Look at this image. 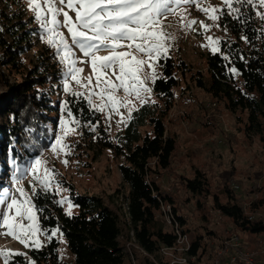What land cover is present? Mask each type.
<instances>
[{
  "label": "trees",
  "instance_id": "1",
  "mask_svg": "<svg viewBox=\"0 0 264 264\" xmlns=\"http://www.w3.org/2000/svg\"><path fill=\"white\" fill-rule=\"evenodd\" d=\"M254 2L255 6L234 2L233 7L239 8V13L224 11L220 24L227 35L220 40L218 51L205 55L208 77L198 72L194 83L213 100L204 103V108L222 103L229 112L244 114V120L241 115L238 120L244 123L245 136H258L264 144V19H261L264 6L258 0ZM33 22L34 17L27 19L23 0H0V165L3 168L10 156L24 161L42 154L50 145L60 110L55 83L60 80L61 69L55 55L43 50L37 54L36 61L27 56L37 46L38 27L32 26ZM159 64L161 76L152 85L159 101H147L135 108L114 137L109 136L100 112L90 106L83 94L71 93L64 99L67 114L71 113L80 122L86 137L92 136L88 148L93 159L106 149L122 159L119 168L128 186L126 199L130 213V219L122 222L134 232L133 239L139 245V248L130 247L134 257L126 250L132 237L129 231L123 234L119 213L101 196L77 193L74 185L68 183L80 211L67 214L55 190L35 188L33 204L47 241L31 247L24 255L12 254L7 264H158V259L170 264L171 257L163 255L162 248L174 246L177 237L171 227L159 226L156 216L163 201L171 203L184 231L189 233L185 227L187 219L175 204L176 196L163 187L160 179L163 172L171 169L178 147V138L168 132L165 119L173 106L179 74H185L188 64L172 56L160 57ZM88 127L99 130L96 137L93 131H86ZM181 178L193 194L212 196L214 208L239 231L249 236L264 233L261 215L264 179L253 190L254 194L247 197L238 196L232 180L227 179L222 198L212 193L206 173L199 168L193 176ZM243 201L249 202L247 210ZM55 229L66 240L72 261L61 256L60 240L56 236L49 239ZM208 234L212 240L219 238L213 230ZM206 238L204 234H195L188 254L200 259L209 245Z\"/></svg>",
  "mask_w": 264,
  "mask_h": 264
},
{
  "label": "rangeland",
  "instance_id": "2",
  "mask_svg": "<svg viewBox=\"0 0 264 264\" xmlns=\"http://www.w3.org/2000/svg\"><path fill=\"white\" fill-rule=\"evenodd\" d=\"M23 3L27 11V19L31 16L34 17V12L29 9L26 0H23ZM57 6L64 7L59 4ZM212 7L222 9L223 13L229 11L223 0H201L199 7L196 4L184 5L178 8L174 15H168L163 19L164 30L171 36L166 41L167 52L161 57L172 56L175 59L184 60L188 64V70L185 74H179V85L174 90L173 106L165 119L168 132L175 134L178 138V147L173 156L171 169L163 172L160 179L163 187L176 196L175 204L179 207V213L187 219L185 227L189 229V239L191 240L197 233L207 236L206 239L209 241L207 251L200 259L196 257L194 264H212V257L217 256L222 243L229 235V231L239 233L241 231L235 228L229 218L214 208L212 196L204 198L193 194L188 190L181 176H193L196 168L203 170L208 181H210L212 193L220 194L222 198L224 197L223 189L227 179L232 180V187L235 188V184L239 185V188H236L238 196L244 195L246 197L253 195V190L264 179V144L258 136L253 138L245 136L242 128L244 123L238 120V115H241L244 120V114L229 112L222 103L217 106L212 104L215 106L211 105L208 109L204 108V103H212L213 100L194 83V75L198 72L208 77L205 55L208 52H213L214 47L219 49L220 40L227 35L226 30L220 24L222 14L211 12ZM200 8H209V13L205 14ZM64 10L68 11L75 21V12L66 7ZM212 15L218 16V19H210L209 16ZM181 17H184L183 21ZM59 19L63 20V17L61 16ZM193 20L197 23L189 25V22ZM203 25H207L208 29L205 30ZM32 26L38 27L36 33L37 46L29 51L27 56L32 61H36L37 54L43 50L50 51L55 55L61 69L60 80L55 83L58 89L60 110L55 117L57 123L53 128L54 134L50 145L36 158L43 161L41 165L36 166L37 172H29L21 176L16 171V166L21 169L30 167L36 159L18 161L10 156L4 168L0 165V199H3L6 193H16L17 187H23L28 196L22 197L16 193L18 200L23 203L24 200L30 198L31 205L25 204L24 207L31 208L30 214L35 217L31 222L26 217L21 219L20 216L16 215L14 207L9 213L10 216L15 217L12 222L22 223L25 226L31 223L36 228V234L34 237H29L27 247L11 235H0V251L10 253L8 260L12 254L17 252L26 254L33 247L32 241L34 240H38L40 246L47 241L46 232L39 224V215L33 204V188L41 187L37 177L43 176L45 169L51 170L47 174L50 183L46 189L55 190L58 193L60 203L67 214L69 211L71 212L70 215L80 211V207L74 202L71 189L68 186V183H72L77 193L101 196L107 205L121 216L123 234L126 235L129 231V235H133L128 225L122 222L125 220V201L128 192V186L124 183L119 168L122 159L109 149L104 150L103 154L96 160L93 159L92 151L88 148L89 139L92 136L86 137L80 122L77 124L76 121L78 120L67 114L64 99L72 91H79L87 99L90 97L97 107H104V112H99L102 124L111 137H114L125 126L131 112L142 102L136 100L134 95L125 96L123 89H119L113 93V102L116 103L117 110H112L108 96L102 95L101 89L106 87L105 81L111 80L115 84L119 83L116 79V76L119 75V69L117 67L116 69L101 71L98 67L97 71L93 72L90 61L77 64V67L83 68V72L76 73V77L69 80V88L72 91H65L66 63H60L55 50L45 43L43 29L40 28L35 19ZM60 30L71 43L67 29L62 28ZM208 37L212 38L211 41ZM215 41H219V43L216 44ZM122 43L128 45L131 42L123 41ZM72 51L75 53L72 58L78 61L85 60L83 53L78 48L73 46ZM118 51H131L137 58L147 61L140 66L141 72L138 75L145 81L146 86L151 88V92L142 93V95L147 98V101H159L153 92L152 85L154 80L161 76L160 58L150 60L148 57L136 53L134 48L130 49L127 46L118 49ZM98 55L106 56L109 53L101 51ZM127 59H131V57ZM97 63L99 64V62ZM153 70L155 71L154 80L151 79ZM89 76H91L90 84H88L87 79ZM97 78H99V85H97ZM77 80H80V84L76 82ZM93 92L95 95H92ZM121 103L128 106H120ZM91 128L88 127L86 131H93L94 137H96L99 130L96 127ZM58 138H62L60 145H56ZM64 145L68 147H64ZM53 146L56 147V153L53 152ZM65 160L67 164L64 163ZM16 178L21 179L20 185L15 183ZM5 211H7V203L0 205V212ZM156 217L159 226L163 225L165 228H170V225L164 221L160 214L157 213ZM210 230L215 231L219 238L210 239L208 234ZM6 231L7 229L0 227V233ZM242 235L247 237V235ZM55 236L60 240V254L63 259L72 261L73 257L62 234L57 232ZM129 245L131 246L130 241L127 243L126 250H129ZM131 247L135 246L132 245ZM215 253L216 256H212ZM163 255L166 254L163 253ZM155 261L157 262V259ZM165 261L158 259V264H163ZM0 264H6L3 255H0Z\"/></svg>",
  "mask_w": 264,
  "mask_h": 264
},
{
  "label": "snow or ice",
  "instance_id": "3",
  "mask_svg": "<svg viewBox=\"0 0 264 264\" xmlns=\"http://www.w3.org/2000/svg\"><path fill=\"white\" fill-rule=\"evenodd\" d=\"M200 2L201 0H26L29 9L34 12V19L43 29L45 43L55 50L60 63H66L64 73L65 91H72L69 88V80L74 79L76 73L83 72V68L77 67L80 62L88 63L90 61L93 72H96L98 67L101 71L118 67L119 75L116 76V79L119 83L115 84L108 80L105 81L106 87L101 89V94L108 96L112 110H117L116 103L113 102V93L119 89H123L125 96L134 95L136 100L142 103L147 102V98L142 93L151 92V88L147 87L145 81L138 75L141 72L140 66L147 61L137 58L131 51L122 52L118 49L127 46L130 49L134 48L136 53L146 56L150 60L153 58L159 59L167 52L166 41L171 36L170 33L164 30L163 19L168 15H174L176 10L184 5L196 4L199 7ZM234 2L255 6L254 0H223L230 13H239L240 11L239 8L233 7ZM258 2L260 6H264V0H258ZM58 4L64 7H59ZM65 7L75 12V21H73L68 11L64 10ZM200 10L205 14L209 13V8H200ZM211 12L223 14L222 9L215 7L211 8ZM61 16L63 20L59 19ZM209 18L218 19V16L212 15ZM183 19L184 17H181L182 21ZM261 19H264V13L261 14ZM196 23L197 21L193 20L189 22V25ZM200 23L203 24V22ZM203 27L205 30L208 29L207 25H203ZM62 28L67 29L71 43L60 30ZM208 39L211 41L212 38L208 37ZM123 41H130L131 43L125 45L122 43ZM137 41L139 42L137 43ZM214 43L218 44L219 41ZM73 46L83 53L84 61L72 58L75 56L72 51ZM212 50L216 52L218 48L214 47ZM101 51H106L109 55H98ZM128 57H131V59H127ZM149 66L151 67V65ZM232 71L235 72L236 70L232 69ZM87 79L88 84H90L91 76ZM151 79H155L154 70ZM76 82L80 84V80ZM97 85H99V78H97ZM84 86L87 87V85ZM72 95L80 96L82 93L72 91ZM92 95H95V93L93 92ZM88 102L96 111L104 112V107H97L90 97ZM129 103L131 102L129 101ZM120 106L127 107L128 105L121 103ZM121 119L123 120V117ZM76 123L78 124L79 121H76ZM61 142L62 138H58L56 145H60ZM64 147L68 146L64 145ZM56 151V147L53 146V152L56 153ZM13 163L15 164V162ZM42 163L41 159H36L30 167L21 169L16 166V171L21 176L29 172L35 173L37 172L36 166ZM64 163L67 164V161L65 160ZM50 171L45 169L43 176L37 177L42 188L46 189L50 183L47 179V174ZM15 183L20 185L21 179L16 178ZM33 192H35V188H33ZM16 193H19L22 197L28 196L23 187H17ZM16 193H6L4 198L0 199V205L7 203V211L0 212V227L7 229V231L0 233V235H11L27 247L29 237H34L36 234V228L31 223L27 226L22 223H13L15 217L10 216L9 213L15 207L16 215L20 216L21 219L26 217L31 222L35 217L30 214L31 208L24 207L25 204L31 205L30 198L21 203ZM58 231L59 229L53 230L49 239L55 236ZM32 244L35 247L40 246L38 240L32 241ZM0 255L4 256L7 264L10 253L0 251ZM15 255L24 254L17 252Z\"/></svg>",
  "mask_w": 264,
  "mask_h": 264
},
{
  "label": "built area",
  "instance_id": "4",
  "mask_svg": "<svg viewBox=\"0 0 264 264\" xmlns=\"http://www.w3.org/2000/svg\"><path fill=\"white\" fill-rule=\"evenodd\" d=\"M234 186V189L239 188L238 184ZM242 203L247 210L249 202L243 201ZM249 213L253 214L252 212ZM159 214L163 217L164 221L170 225L177 237V242L174 246H165L162 248V252L171 257L170 264H194L196 256L188 254L191 248L189 234L184 231L180 224V220L174 212L172 204L163 201ZM261 215L264 218V212H262ZM125 219L127 221L130 219L127 199L125 201ZM131 231L132 230H130V232ZM132 234L130 244L131 246L134 245L139 248V245L133 239V231ZM242 234L245 236L247 235L244 232L229 231V235L222 243L213 264H264V233H257L251 236L247 235L246 238L243 237ZM131 246L129 245V247ZM141 250L144 251L143 249ZM131 256L133 257L132 253Z\"/></svg>",
  "mask_w": 264,
  "mask_h": 264
},
{
  "label": "bare ground",
  "instance_id": "5",
  "mask_svg": "<svg viewBox=\"0 0 264 264\" xmlns=\"http://www.w3.org/2000/svg\"><path fill=\"white\" fill-rule=\"evenodd\" d=\"M105 56V55H104Z\"/></svg>",
  "mask_w": 264,
  "mask_h": 264
}]
</instances>
